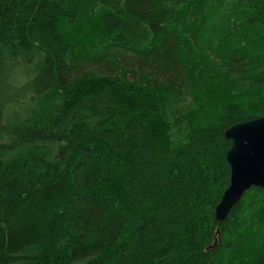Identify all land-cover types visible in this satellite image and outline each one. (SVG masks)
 Returning <instances> with one entry per match:
<instances>
[{"label":"trees","instance_id":"obj_1","mask_svg":"<svg viewBox=\"0 0 264 264\" xmlns=\"http://www.w3.org/2000/svg\"><path fill=\"white\" fill-rule=\"evenodd\" d=\"M204 49L244 96L198 102ZM261 117L264 0H0V264H264L263 191L213 218Z\"/></svg>","mask_w":264,"mask_h":264},{"label":"water","instance_id":"obj_2","mask_svg":"<svg viewBox=\"0 0 264 264\" xmlns=\"http://www.w3.org/2000/svg\"><path fill=\"white\" fill-rule=\"evenodd\" d=\"M223 138L230 144L225 155L229 182L213 213L219 223L251 188L264 191V117L229 127ZM216 243L207 250L215 249Z\"/></svg>","mask_w":264,"mask_h":264},{"label":"rangeland","instance_id":"obj_3","mask_svg":"<svg viewBox=\"0 0 264 264\" xmlns=\"http://www.w3.org/2000/svg\"><path fill=\"white\" fill-rule=\"evenodd\" d=\"M202 26H203V29L210 28L209 24H205V25L203 24ZM221 27H223L222 29L224 31L227 28H232V29L234 27L237 28L239 27V25L236 23V21L227 18L225 19ZM222 29L220 28L218 30L219 35L223 34ZM208 37H209L208 39L211 40V44L215 48L220 49L219 47L220 42H218L217 35L212 34V35H209ZM222 40H226V37H222ZM193 49L195 50V47H193ZM194 56H196V54H194ZM198 56L197 57L200 61V68H202L203 66L205 69H208L210 75L213 76V79L212 78L210 80L206 79V81L204 82V85H202V88H207L209 90L213 89L215 92V94L210 95V92L207 91L203 95L204 99L198 102H205L206 104H210V105H212V103L219 104L225 99H227L228 97L230 98V95L231 96H234V94H240L238 96L245 95V93L242 92V90L246 87L244 86V82H240L239 80H230L231 78L227 77L225 73L221 70L224 68L221 67L220 62L212 58V56L207 52L206 49H204L203 52H200ZM96 71H98L99 73H102V70L100 71L96 70ZM225 85H228V87H226ZM244 91L246 92V89ZM226 95H229V96H226ZM181 105H182V114L184 113L187 116H190L192 112L193 113L196 112L199 107L197 102L190 95H185L184 98H182ZM193 122H195V120H193ZM260 197H261L260 195L255 196L254 198H248L245 201V205L251 204V206L253 207L251 209V212L254 213L258 217L261 216V214H263V209H264L263 202L260 201ZM247 244L248 242H246L245 247L247 246ZM259 250H262V248L256 245L254 246L252 245L251 242H249V245L247 246L246 250L243 253L242 262L244 264H251L254 258L256 257L257 253L259 252Z\"/></svg>","mask_w":264,"mask_h":264},{"label":"bare ground","instance_id":"obj_4","mask_svg":"<svg viewBox=\"0 0 264 264\" xmlns=\"http://www.w3.org/2000/svg\"><path fill=\"white\" fill-rule=\"evenodd\" d=\"M244 123V122H243ZM239 124V123H238ZM233 126V125H232ZM228 129V128H227ZM225 131V130H224ZM223 131V132H224ZM229 147H230V144H229ZM228 151V150H227ZM227 153V152H226ZM226 153H225V155H226ZM224 160H225V156H224ZM225 163H226V161H225ZM229 169V168H228ZM229 182V181H228ZM262 191V190H261ZM264 192V191H263ZM219 203V202H218ZM217 206V205H216ZM218 242V241H217Z\"/></svg>","mask_w":264,"mask_h":264}]
</instances>
